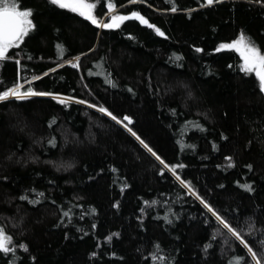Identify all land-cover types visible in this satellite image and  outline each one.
Listing matches in <instances>:
<instances>
[{
  "label": "trees",
  "instance_id": "16d2710c",
  "mask_svg": "<svg viewBox=\"0 0 264 264\" xmlns=\"http://www.w3.org/2000/svg\"><path fill=\"white\" fill-rule=\"evenodd\" d=\"M88 1L104 23L137 12L153 27L19 0L34 28L0 60V94L50 95L0 102V228L17 249L0 264H255L197 196L264 248V95L221 48L244 33L264 53V0ZM99 107L131 117L195 194Z\"/></svg>",
  "mask_w": 264,
  "mask_h": 264
},
{
  "label": "snow or ice",
  "instance_id": "6c2138e0",
  "mask_svg": "<svg viewBox=\"0 0 264 264\" xmlns=\"http://www.w3.org/2000/svg\"><path fill=\"white\" fill-rule=\"evenodd\" d=\"M101 2H103V0H101ZM216 2H220V0H206L207 5H212L213 3ZM51 3L54 5H58L60 8H69L74 12H79L80 15L85 16L87 19L91 20L93 24H97L98 26L104 28L119 27L121 22L128 19H136L146 24L148 27H153V25L149 23L148 20H146L143 16L139 15L137 12H132L130 16L113 15L111 17V23H101L99 20H97L96 16L94 15V9L96 8L95 2L85 3V0H51ZM107 7L109 9H113L114 6L109 3ZM171 10L176 11V8L173 7ZM32 15L33 13L30 10L20 9L19 0H0V60L6 59L8 50L12 47H18L19 43L23 40V38L29 34V31L32 28H34V24L31 19ZM155 31L161 36L164 35V33L161 32L159 28H155ZM221 48L235 49L236 51H238L244 60L243 71L255 72V75L259 78L261 89L264 90V53H262L260 47L256 45L254 40L246 36L244 33H241L239 35V38L235 40L234 43L223 44L221 45ZM62 51L63 50L61 49V52ZM197 51L200 50L197 49ZM176 59L179 60L181 59V57H176ZM78 60L79 58H77V64H78ZM77 64H73V66L75 67L77 66ZM108 83L115 86L114 82L110 78L108 79ZM22 87L23 85L17 84L11 87L9 90L3 91V93L0 94V102H4L9 98L22 100L29 96L50 95V93L33 91L31 88H28L26 91H21ZM57 99H59V102L61 104H67L72 100L71 97L64 99L57 97ZM76 102L86 103V101L83 100ZM89 106L96 107L95 105H89ZM98 110L102 113H106L112 120L123 125L133 136L136 137V139L149 152L152 153L153 156L156 157L157 160H159V162L162 165H164L165 168H169L173 174H177V168H183L182 164H177L174 166L167 165L165 161L161 159L147 143H145V141H143L139 136H137L136 133L129 127V125L133 123L131 117L125 115L122 118H118L104 107H99ZM50 143L54 145L55 140L53 139L52 141H50ZM229 166L231 167L234 165L229 164ZM176 178L180 181V183L184 187L189 189V194H195L194 189H192L190 182L181 179V177L178 174L176 175ZM241 187H243L246 191L249 192L253 190L251 184L246 183L244 185H241ZM37 195L42 196L43 193H38ZM197 198L200 199L201 203L204 204L205 208H207L208 211L212 213V215L216 218L218 224L221 225L223 229L227 230V232L230 233L232 237H234L244 246L246 253L250 254V257L253 261H255V264H261V261H264V248L253 250V248L248 245L247 241L244 240L241 234L242 230H238L237 227H233L228 222V220L225 219V217L221 216L218 212H216V210H214L211 207V205H209L202 198H200L199 196H197ZM21 199H27V196H23L21 197ZM32 202L37 203L38 200H33ZM145 203L147 204L149 202H145ZM69 212L70 210L65 211L64 215L68 217ZM168 222L171 223L170 220ZM113 235H118V234H113ZM249 235H251V226H250ZM111 239H112L111 236L108 237L109 241ZM213 239H215V237H213ZM260 243L264 244V241H260ZM210 246L211 245H208L206 247H210ZM20 247H22L25 251H27L26 246L21 245ZM16 250H17L16 246L13 245L12 237L7 235L4 229L0 228V253L8 255L9 253H15ZM157 250H159L158 246H157ZM153 259L157 261H161L162 264V258L160 256L156 255L153 257ZM13 260H15V257H13ZM229 264H243V258L235 257L229 261Z\"/></svg>",
  "mask_w": 264,
  "mask_h": 264
},
{
  "label": "rangeland",
  "instance_id": "374dc122",
  "mask_svg": "<svg viewBox=\"0 0 264 264\" xmlns=\"http://www.w3.org/2000/svg\"><path fill=\"white\" fill-rule=\"evenodd\" d=\"M85 3H91L90 1L88 0H85ZM94 15H95V9H94ZM97 18V17H96ZM97 20H99L101 23H104L105 19L101 20L99 18H97ZM237 40V39H236ZM235 41H233L232 43H234ZM241 55V54H240ZM242 57V56H241ZM242 60H243V57H242ZM243 65H244V60H243ZM21 91H23V89L21 88ZM59 98H62L64 99L63 97H59Z\"/></svg>",
  "mask_w": 264,
  "mask_h": 264
},
{
  "label": "water",
  "instance_id": "95a60500",
  "mask_svg": "<svg viewBox=\"0 0 264 264\" xmlns=\"http://www.w3.org/2000/svg\"><path fill=\"white\" fill-rule=\"evenodd\" d=\"M261 92H262V93H263V95H264V90H262V89H261Z\"/></svg>",
  "mask_w": 264,
  "mask_h": 264
}]
</instances>
